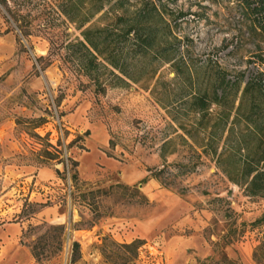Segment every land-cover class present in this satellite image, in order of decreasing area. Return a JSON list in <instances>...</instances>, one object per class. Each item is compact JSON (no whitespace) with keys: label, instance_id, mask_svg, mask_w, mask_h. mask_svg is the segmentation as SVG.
<instances>
[{"label":"rangeland","instance_id":"1","mask_svg":"<svg viewBox=\"0 0 264 264\" xmlns=\"http://www.w3.org/2000/svg\"><path fill=\"white\" fill-rule=\"evenodd\" d=\"M62 2L7 0L9 12L0 5V123L15 122V116L38 117L48 104L53 107L60 92L65 95L60 119L53 110L54 117L47 116L39 128L15 123L12 134L0 140V264H110L100 251L106 237L117 243L144 240L142 264H198L230 228L236 234L226 254L239 264H256L252 252L264 225L251 228L249 224L264 211V200L249 198L229 183L210 155L201 153L196 137L189 140L192 148L187 147L178 125L180 80L165 65L158 72L163 83L153 90L131 84L108 85L104 93L99 92L92 81L61 64L62 52L52 48L48 52L50 42L57 46L78 35L60 12ZM165 2L176 15L179 50L196 67L200 81L216 83L219 67L229 79L243 82L262 73L264 84V42L257 45L241 37L230 0ZM14 16L30 28L28 37L21 36ZM43 24L45 28L40 27ZM38 56L47 57L48 65L35 76ZM25 94L37 103L29 104ZM93 124L102 126L115 143L116 148L108 150L112 159L154 174L164 166L166 173L154 178L159 185L151 193L152 200L144 191L145 183H140L142 177L126 185L115 174H107L96 184H86L79 175L72 182L66 162L37 163L34 152L46 142L59 141L62 157H68L66 145L90 132ZM33 132L44 139L38 140ZM164 138L171 140L162 162L158 149ZM99 139L96 133L89 137ZM19 148L22 151L16 152ZM188 156L193 166L177 173L175 167L186 164ZM47 195L61 201L46 203ZM43 205L52 206L51 220H58L51 222L40 214ZM56 227H63L64 235ZM73 242L79 245L75 255Z\"/></svg>","mask_w":264,"mask_h":264},{"label":"trees","instance_id":"2","mask_svg":"<svg viewBox=\"0 0 264 264\" xmlns=\"http://www.w3.org/2000/svg\"><path fill=\"white\" fill-rule=\"evenodd\" d=\"M237 14V22L241 37L250 39L259 45L264 42V0H230ZM0 5L8 12L7 0H0ZM60 12L74 25L78 35L73 39L61 42L57 46L49 43L48 52H62L61 64L72 68L77 76L86 77L94 83L99 92L104 93L108 85L128 86L140 85L144 90H153L162 84L158 72L168 65L175 74L178 83L182 111L178 125L183 131L182 138L188 148L195 137L200 141L201 153L210 155L215 168L226 180L242 190L249 198L264 200V84L262 73H258L245 82L231 80L228 73L218 67L217 82L199 80L196 67L183 58L179 50L180 38L175 32L173 10L165 0H64L59 6ZM85 11L84 14H81ZM177 15L182 13L177 12ZM99 15V16H98ZM97 17V18H96ZM14 23L26 38L31 34L30 28L21 26L19 19L13 17ZM45 28L46 25L40 26ZM41 29V28H40ZM19 45L21 46L19 40ZM54 47V48H53ZM57 47V48H55ZM259 47V46H258ZM52 48V50H51ZM47 57L38 56L33 65L34 75L39 76L48 65ZM261 64H264L262 59ZM37 67L39 69H37ZM243 77V76H242ZM29 104L37 103L31 94H25ZM65 95L60 92L38 117L22 118L15 116V123L24 122L32 129L39 128L48 120L47 116L60 119L64 112L60 111ZM160 103L162 99L159 100ZM215 105L213 112L211 106ZM38 140H43L37 133H32ZM89 135L86 130L75 136L66 149L73 146L87 150L80 141ZM171 138H164L159 145V156L165 162L167 147ZM109 150L116 145L111 138ZM59 141L55 145L46 142L34 155L39 165L48 161L66 162L69 166L72 182L78 179V161L68 156L63 158ZM50 147V149H49ZM108 157L112 155L106 151ZM196 158L201 155L196 154ZM192 157L187 163L175 167L177 173L188 169ZM191 166V167H192ZM149 173L140 183L149 178L157 179L166 173L162 169L147 170ZM56 173L59 171L56 169ZM43 205L42 207H45ZM251 228L264 225V211L250 224ZM64 235L63 227H56ZM252 252V260L256 264H264V230ZM236 229H229L220 235L213 244L211 254L198 264H239L230 258L225 248L232 244ZM145 242L134 239L129 243H117L104 238L101 255L110 264H142L141 253ZM74 255L78 253V243L73 242ZM146 253V251H144ZM36 259L38 254L32 248ZM147 257V254H145ZM73 260V259H72Z\"/></svg>","mask_w":264,"mask_h":264},{"label":"crops","instance_id":"3","mask_svg":"<svg viewBox=\"0 0 264 264\" xmlns=\"http://www.w3.org/2000/svg\"><path fill=\"white\" fill-rule=\"evenodd\" d=\"M15 122L13 119H6L0 123V140H4V138H8L14 129ZM98 134L100 139L97 141H90L89 137L92 134ZM109 137L106 134L105 129L98 125H91L89 135L84 137L79 144L84 146L87 150H81L77 146L71 147L69 150V156L78 161L77 172L81 179V181L86 184H96L97 182L102 181L104 175L115 174L120 183L131 185L134 184L139 178H144L148 175V171L146 168L142 167H134L128 168L126 164H123L117 160L112 159L106 155V151L109 150L108 145ZM116 148V147H115ZM22 151L21 148L16 152ZM105 164H108L105 165ZM100 167L101 172L99 173L98 168ZM158 182L154 178H149L144 185V191L150 197L151 193L158 186ZM52 206L43 207L40 212L42 215H47L48 220L54 222L58 220L56 217L55 220H51V213L53 211ZM46 217V216H45ZM15 233V228L12 229Z\"/></svg>","mask_w":264,"mask_h":264},{"label":"built area","instance_id":"4","mask_svg":"<svg viewBox=\"0 0 264 264\" xmlns=\"http://www.w3.org/2000/svg\"><path fill=\"white\" fill-rule=\"evenodd\" d=\"M55 183H51L52 186H54ZM46 189H48V186L46 187ZM68 193H70V190H67ZM61 200H58V198H56L55 196H51V195H47L46 196V203H54V204H58Z\"/></svg>","mask_w":264,"mask_h":264}]
</instances>
